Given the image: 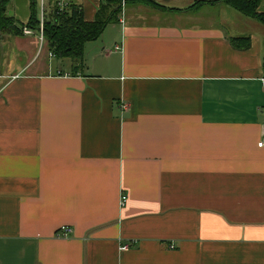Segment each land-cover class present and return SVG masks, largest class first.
<instances>
[{"label": "crops", "instance_id": "crops-1", "mask_svg": "<svg viewBox=\"0 0 264 264\" xmlns=\"http://www.w3.org/2000/svg\"><path fill=\"white\" fill-rule=\"evenodd\" d=\"M37 43L0 36V264H264L263 22L126 3L79 62Z\"/></svg>", "mask_w": 264, "mask_h": 264}, {"label": "trees", "instance_id": "trees-1", "mask_svg": "<svg viewBox=\"0 0 264 264\" xmlns=\"http://www.w3.org/2000/svg\"><path fill=\"white\" fill-rule=\"evenodd\" d=\"M45 1V0H44ZM52 7L49 16L42 21L39 27L37 0H30V17L28 27L35 32H41L48 51L56 57H69L74 62H79L83 55L84 44L97 39L106 24L115 20L125 3H145L146 0H101L97 17L86 21L81 12V5L74 0L65 1L63 8L57 6L58 0H47ZM151 0H149L150 2ZM261 0H194L193 3L182 11H195L202 5L217 3L227 4L245 15L252 16L264 23V12H258L257 6ZM152 3V2H151ZM181 10V9H180ZM13 18L0 14V30L12 34H19L23 26L16 24ZM39 34V33H38ZM230 44L237 49L249 47V37H231Z\"/></svg>", "mask_w": 264, "mask_h": 264}, {"label": "rangeland", "instance_id": "rangeland-1", "mask_svg": "<svg viewBox=\"0 0 264 264\" xmlns=\"http://www.w3.org/2000/svg\"><path fill=\"white\" fill-rule=\"evenodd\" d=\"M62 1H66V0H62ZM23 2H25V1H23V0H0V14L3 16L11 17V18H13L12 20H16L15 19L16 17L13 16L14 13L16 12L15 4H18V3L22 4ZM58 2H59V0H58ZM58 2H57V6L60 8H63L60 4H58ZM48 3L49 2L47 0H45V1L42 0V8L40 7L38 10L39 11L38 12V16H39L38 19H39L40 29L42 28L43 18H45V16H49V14L52 10L51 9L52 7H50ZM126 3L124 2V4H126ZM128 3H133V2H128ZM192 3H193L192 0H151L150 2H149V0H146V2H145V4L152 5L158 9L175 11V12H179L182 9L187 8ZM121 6H122V4H121ZM29 10H30V8H29ZM214 10H217V9H214ZM18 15H19L18 17H21V14L19 12H18ZM29 17H30V14H29ZM29 17H28L27 22L26 23L22 22V24H23V27L28 28L32 32L34 30H32L31 28H29L27 26L28 22H29ZM217 20H218V17H211V22H217ZM7 33H8L7 31H3L2 29L0 30V36L6 35ZM37 33H39V34H38V43H37V47H36V54H37L36 57L39 56L38 61H41L43 58H45L47 56V46H46L45 42L42 41L43 39L41 36L42 35L41 32L39 31ZM62 59L65 62H67V60H68L67 58L66 59L62 58ZM64 61H60V62H64ZM49 62L51 65H54L55 62H59V61L56 58H54V59L50 58Z\"/></svg>", "mask_w": 264, "mask_h": 264}, {"label": "built area", "instance_id": "built-area-1", "mask_svg": "<svg viewBox=\"0 0 264 264\" xmlns=\"http://www.w3.org/2000/svg\"><path fill=\"white\" fill-rule=\"evenodd\" d=\"M41 1V8H42V0ZM58 4H60L62 7L65 5V1H62V0H59ZM124 5V1H122V6ZM23 32L24 33H31V31L24 27L23 28ZM42 36V35H41ZM42 40V39H41ZM263 81H264V78H263ZM262 145L264 146V138L262 140ZM126 201V195L125 194H121V198H120V205L122 206ZM71 233V229L69 227H66V226H62L58 231H57V235L58 236H63V237H66V236H69ZM128 245H124L123 248H127Z\"/></svg>", "mask_w": 264, "mask_h": 264}]
</instances>
